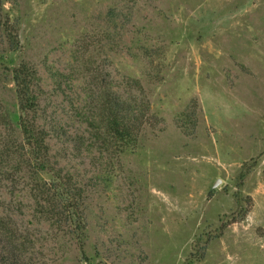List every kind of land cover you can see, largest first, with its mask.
Returning a JSON list of instances; mask_svg holds the SVG:
<instances>
[{
	"label": "rangeland",
	"instance_id": "obj_1",
	"mask_svg": "<svg viewBox=\"0 0 264 264\" xmlns=\"http://www.w3.org/2000/svg\"><path fill=\"white\" fill-rule=\"evenodd\" d=\"M5 8L21 40L6 65L35 67L53 126L87 137L75 112L104 72L119 92L137 82L132 92L150 104L137 150L85 202L83 253L64 264H264V0H11ZM1 97L12 108V85ZM59 144L53 152L62 153ZM83 154L62 164L79 165L86 181L94 168ZM11 212L33 225L16 202Z\"/></svg>",
	"mask_w": 264,
	"mask_h": 264
},
{
	"label": "trees",
	"instance_id": "obj_2",
	"mask_svg": "<svg viewBox=\"0 0 264 264\" xmlns=\"http://www.w3.org/2000/svg\"><path fill=\"white\" fill-rule=\"evenodd\" d=\"M10 1L0 0V190L8 199L0 196V264H64L69 253H83L85 202L100 184L111 182L121 156L137 150L150 125V104L132 92L137 82L119 92L104 72V79L83 92V111L75 112L87 137L72 136L68 124L53 126L35 67L23 61L16 68L6 65L7 56L21 49L18 19L5 8ZM8 83L14 94L10 109L1 97ZM53 140L62 153L53 152ZM83 153L94 168L86 181L79 165L62 164ZM12 202L20 213L29 211L31 227L19 224Z\"/></svg>",
	"mask_w": 264,
	"mask_h": 264
}]
</instances>
